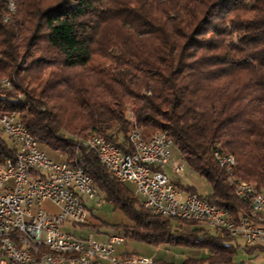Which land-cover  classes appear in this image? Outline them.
I'll list each match as a JSON object with an SVG mask.
<instances>
[{"label": "trees", "instance_id": "16d2710c", "mask_svg": "<svg viewBox=\"0 0 264 264\" xmlns=\"http://www.w3.org/2000/svg\"><path fill=\"white\" fill-rule=\"evenodd\" d=\"M0 111L17 113L41 147L85 169L129 219L115 232L207 249L183 264L231 262L238 239L154 213L86 140L102 133L132 150V128L166 132L212 192L171 176L178 187L233 215L247 211L234 181L264 183V0H0ZM2 132L0 161L15 152ZM216 149L236 164L222 166Z\"/></svg>", "mask_w": 264, "mask_h": 264}, {"label": "built area", "instance_id": "2783aa9c", "mask_svg": "<svg viewBox=\"0 0 264 264\" xmlns=\"http://www.w3.org/2000/svg\"><path fill=\"white\" fill-rule=\"evenodd\" d=\"M0 129L15 147L10 160L0 161V264H59V261L66 264H153V258L137 257L123 248L127 237L122 233H108L106 238L97 239L93 233L76 235L67 229L86 224L93 213L92 204L100 192L91 176L82 166L51 156L32 134H27V126L17 113L0 111ZM91 137L95 141L94 150L99 156H106L108 165L113 166V174L132 183L144 206L152 208L154 213L199 220L228 232L235 239L242 237L247 245H264V183L258 186L242 179L234 181L248 209L233 215L173 182L166 166L179 174L185 165L173 160L174 141L166 132L158 130L145 136L139 129L132 128L129 131L132 150H124L102 133ZM214 155L227 169L235 165L230 157L221 156L218 149ZM47 200L54 203L57 210L45 208L43 202ZM8 225H19V233L8 232ZM18 238L50 247L75 246L82 249V256L65 260L46 256L30 258L18 248ZM85 251H103V260L86 259Z\"/></svg>", "mask_w": 264, "mask_h": 264}, {"label": "rangeland", "instance_id": "374dc122", "mask_svg": "<svg viewBox=\"0 0 264 264\" xmlns=\"http://www.w3.org/2000/svg\"><path fill=\"white\" fill-rule=\"evenodd\" d=\"M240 3L247 4L248 2ZM11 6L13 9L14 4L11 3ZM94 58L95 60L108 63V60L101 56L95 55ZM5 80L10 79L3 76L1 80L3 85L11 84V81H9L8 84H5ZM126 115L131 117L132 112L127 110ZM2 133L3 136L11 143L8 136L4 132ZM42 148L47 150V152L55 158H60L61 156L58 152H55L46 146H42ZM173 160L184 163L185 167L183 171L176 174L173 172L171 167L167 165L166 170L170 176H174L183 184L193 185L200 194L207 195L212 192L211 184L204 176L194 171L189 164L182 159L176 147L173 149ZM127 184L133 187L132 183ZM100 197H103L101 193L95 199L96 203L93 202L92 204L93 213L88 217L86 224L69 226L67 229L72 230V232L76 235H88L93 233L97 239H104L108 233L116 231L115 224L129 222V219L126 217L122 209L116 208L113 203L105 200V198H103L102 201H99ZM43 206L50 211L57 210L56 205L50 200L44 201ZM199 225L206 226L203 222H199ZM238 243L240 245L238 246V250L233 258V261L240 262L242 264H264V247L257 244V247L253 251H249L245 249V245H247V243L242 237L238 239ZM123 248L137 257L153 258L155 260V263L153 264H183L188 258H199L208 254L207 249L204 248L184 244H153L132 237L127 238L126 242L123 244Z\"/></svg>", "mask_w": 264, "mask_h": 264}, {"label": "bare ground", "instance_id": "6f19581e", "mask_svg": "<svg viewBox=\"0 0 264 264\" xmlns=\"http://www.w3.org/2000/svg\"><path fill=\"white\" fill-rule=\"evenodd\" d=\"M10 80H5V84ZM10 84V83H9ZM162 132V131H161ZM27 134H31L27 128ZM96 134H92L91 136H96ZM89 137L86 140V144L91 148H95V141L93 137ZM220 151L221 156L230 157L233 161L237 162L234 154L230 152H225L223 150L218 149ZM101 161L113 172V166L108 165V159L106 156H99ZM5 160H10V157H7ZM4 160V161H5ZM118 180L125 182L121 175H115ZM250 183V182H245ZM237 195L239 196V189H235ZM152 211V208H149ZM0 222H2V215L0 214ZM8 232L11 233H19V225H8ZM18 248L21 251H24L30 258H43L47 257V259H57V260H65L70 259L75 256H82V249H75V246L61 247L60 245H52L46 243H28L25 238H18ZM85 258L92 259V261H102L103 260V251H85ZM59 264H66V261H59Z\"/></svg>", "mask_w": 264, "mask_h": 264}]
</instances>
